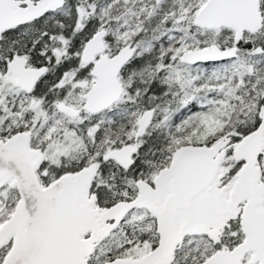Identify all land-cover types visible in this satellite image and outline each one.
I'll return each mask as SVG.
<instances>
[{
  "label": "snow or ice",
  "instance_id": "obj_1",
  "mask_svg": "<svg viewBox=\"0 0 264 264\" xmlns=\"http://www.w3.org/2000/svg\"><path fill=\"white\" fill-rule=\"evenodd\" d=\"M0 264H264V0H0Z\"/></svg>",
  "mask_w": 264,
  "mask_h": 264
}]
</instances>
